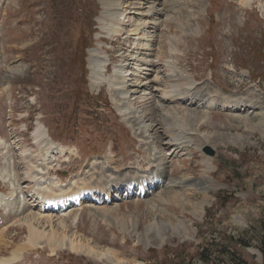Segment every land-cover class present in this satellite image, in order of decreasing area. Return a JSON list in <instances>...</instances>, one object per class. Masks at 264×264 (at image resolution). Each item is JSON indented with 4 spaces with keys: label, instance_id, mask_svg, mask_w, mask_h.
<instances>
[{
    "label": "rangeland",
    "instance_id": "374dc122",
    "mask_svg": "<svg viewBox=\"0 0 264 264\" xmlns=\"http://www.w3.org/2000/svg\"><path fill=\"white\" fill-rule=\"evenodd\" d=\"M103 1L0 0V176L11 173L0 177L8 204L0 206V264H264L263 121L213 105L190 108L206 113L191 122L181 102L162 104L189 80L203 94L252 92L264 102V0H123L113 32ZM153 5V18H144ZM143 18L151 24L136 39ZM90 51L105 62L97 87ZM119 69L125 100L114 86ZM167 109L176 115L172 135L188 142L184 152L165 145ZM134 113L148 133L136 132ZM257 123L263 128L251 129ZM152 159V176L163 165L161 181L186 178L201 190H113L109 200L55 212L34 194L140 175ZM29 171L41 177L35 189ZM29 224L45 233L38 247H28ZM70 241L86 248L71 250Z\"/></svg>",
    "mask_w": 264,
    "mask_h": 264
},
{
    "label": "bare ground",
    "instance_id": "6f19581e",
    "mask_svg": "<svg viewBox=\"0 0 264 264\" xmlns=\"http://www.w3.org/2000/svg\"><path fill=\"white\" fill-rule=\"evenodd\" d=\"M122 1L123 0H104L103 1V4H106V10H105L104 15H103V20H108V19H104V18H111V20H112V22L109 20L110 23L106 25V28L109 32L114 31V27H112L111 25L115 26V24H113V23L116 21L117 17L122 16V14L120 12V6H122V4H123ZM153 3H154V1H153ZM155 8H156L155 5L151 6V8H149V10H147L146 13L144 14V18L149 17L150 19H152L154 13L157 12V9H155ZM164 8H165V6H164ZM164 8L162 9V13L166 12V14L168 13V11H170L172 9L168 4L166 5L167 9L164 10ZM153 9H154V12L152 14L150 12H152ZM129 14H131V12ZM143 19L141 20L140 25H138L133 30V35L136 37V39H138L140 36H143L144 32L149 27V24H151V23H149L148 19H144V20ZM171 49H172V51H176V49L172 45H171ZM89 54L91 55V57L89 59V68H88L90 70V76L89 77H91L90 81H91V79L94 80V86L97 87L105 79L104 74H103L105 67L102 66V62L104 64H105V62L101 59H98L96 57V54L93 53L92 51H90ZM136 59L137 58H135L134 61H136V63H138L139 60H136ZM122 69L123 68H121V70ZM121 70L119 69V71H117V73L114 75V77L117 78L114 86L118 87L117 90H120V91L124 89L123 87L125 84L123 82L124 77H122L120 74ZM184 85H185V86H183L184 90H182V91L178 90V88L176 86H173L172 89L166 93V95H168V96L162 97V99H163L162 104L167 100H169L168 102H174V103H178V104H179V102H181V104L183 106H185V108L181 112L180 111L179 112H180L181 116H183V118H185L187 121H191V122L195 121V122L199 123V121H201L203 118H205L206 113H199V112H195V111L190 110V108H192L193 106H196L197 108H203V109L209 110V109H211V107H213V105H219V106L225 105V109H228V111H234V112L237 111L239 113L248 112L247 114H253L254 117H256L257 119H260V121L262 120L264 123V105H263L264 102L253 100L254 97H258V96H256L255 93H252V92L246 93V98H234L233 96H225V95L218 93V92H213V93L211 92V93H206V94L204 93L203 94V91L198 90L195 80L194 81L189 80ZM120 87H122L123 89H121ZM136 91H137V88L132 90V91H129V92L131 94H135ZM122 94H123V100H125V96L127 95V92L125 91V89H124V91H122ZM262 99H263V97H262ZM262 99H261V101H262ZM158 103H159V101H158ZM162 104H161V106H162ZM159 106H160V104H159ZM160 109H161V107H160ZM160 109H157V111L160 112ZM172 113H174L173 110L167 109L166 111H164L160 114L161 119H163L164 122L168 120V122L162 128V136L165 138L164 140L167 141V143L165 144L166 146L172 147L173 149H175V151L184 152L186 150V147H187L186 144H188V142H186L182 136H173L174 134L172 135V128H171V126H170L171 124H169V122H170V119H172L173 117L175 118V116H176V115L173 116ZM237 117L239 119H241L243 122H246V123L249 122L247 119H245L239 115ZM136 118L138 119V121H136ZM133 120H134L135 126H137L136 132L139 133V135H141L143 133L144 134L148 133V129H147V127H145L144 122H143V118L141 116H138L137 114L134 113ZM252 126H253V128H251V129H255V130L263 128L260 123L254 124ZM152 131H154V129L151 130V132ZM161 145H162V143H161ZM153 150H155V149L153 148ZM160 154H161V151H160ZM154 159H152L153 160L152 162L151 161L148 162L146 167L143 169L145 171L143 173H141L140 175H137V174L131 175V176L128 175V176H122L120 178H114V179H110L111 177L108 176L106 179L104 178L105 179L104 182L101 180V178H97V179L95 178L94 179L95 185H93V182L92 183H88V182L82 183L83 185L82 186L79 185L80 187H77L76 189L71 188L68 191L60 190L58 194H54L53 196H51L49 193H46L45 191H40V188H36L40 185V183H38L37 181H41V177H39V174H35V172H37V171H35L34 173L30 172L34 168L30 169V171H29L31 174L29 172H28L29 175H28V173H26V178L31 179V180H29V183L34 185L33 189L36 188L34 191L36 199L44 200L43 203L47 205V206H44V209L45 208L65 209V208H69V207H74V206L79 205V203L81 201H84L88 198H90L89 200H91V202L99 203L102 201L109 200L110 199L109 196L111 194V191H113V190L116 192V194L119 191L125 190V193H126L125 195H126V197H128V195L130 194L128 191V188H130L131 185L135 184V183H137V185H140L139 190L140 191L143 190L144 194L149 193V189L154 188V187L156 188L160 184H161L160 186L166 187V189L167 188L189 189L190 187H197L199 190H201L202 185H203L202 182L193 183L186 178L178 180V181L177 180L176 181L175 180H169V181H167V183H165V181H161V179L164 176L163 173L165 170V167H163V165H162V168L160 170H158V172H156V175L152 176L153 174L151 175L150 170H153V169H151V168H153L152 165L156 162V160H154ZM155 167H156V165H154V168ZM153 171H152V173H153ZM39 172H41V171H39ZM8 173H10V172H8ZM9 175H7V172H6V173L1 174L0 177L2 179H6ZM148 176L151 178V181H149V182H147L148 180H150V178ZM144 180H147V181H144ZM143 183H147V185H148L147 189H144L141 187V185ZM97 187H99V189H97ZM97 190H98V192H97ZM12 191H13V189H11V192ZM39 193H41V196H39ZM131 194H134V191H132ZM105 196H106V198H104ZM112 197L115 199H118L117 198L118 196L114 195ZM120 199H121V197H120ZM3 205L8 206V204H6L5 199H3L0 196V206L2 207ZM101 215H102V218L104 219L107 214H106V212L103 211V214H101ZM29 217L30 218H29L28 222H33L36 226L37 225L39 226V224L42 223L41 221L36 219L38 217L36 215L31 214V215H29ZM181 226H182V224H181ZM28 229H29V236H28V241H27L28 247H31V248L36 247L38 245V241L42 239L41 236L44 237L43 235H45V233L41 234L38 231L34 230L32 227V224H29ZM53 237L55 238L54 235H53ZM47 239L45 241H47ZM47 242H48V244L50 243L51 246H54L55 248L57 247L58 242L51 241V240H49ZM59 242H60V240H59ZM62 242H63V240L61 239L60 244H62ZM59 248H60V246H59ZM69 248L71 250L74 248L84 250L86 248V246L83 247V245L80 244V246L78 247V246H75L74 243L70 241L69 242ZM57 250H59V249H57ZM88 251L89 250L87 248V252ZM98 256L102 257V254L98 253ZM103 256H105V255H103Z\"/></svg>",
    "mask_w": 264,
    "mask_h": 264
},
{
    "label": "trees",
    "instance_id": "16d2710c",
    "mask_svg": "<svg viewBox=\"0 0 264 264\" xmlns=\"http://www.w3.org/2000/svg\"><path fill=\"white\" fill-rule=\"evenodd\" d=\"M82 44H83V47H82V49H83V48H85L86 45H87V44H86V41L83 40ZM261 254H262V257H263V259H264V251H262ZM213 261H214V260H210V259L203 260L204 264H214Z\"/></svg>",
    "mask_w": 264,
    "mask_h": 264
},
{
    "label": "water",
    "instance_id": "95a60500",
    "mask_svg": "<svg viewBox=\"0 0 264 264\" xmlns=\"http://www.w3.org/2000/svg\"><path fill=\"white\" fill-rule=\"evenodd\" d=\"M209 153H210V155H212V152L211 151Z\"/></svg>",
    "mask_w": 264,
    "mask_h": 264
}]
</instances>
